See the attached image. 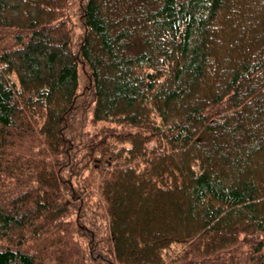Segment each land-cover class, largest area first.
Masks as SVG:
<instances>
[{
	"label": "trees",
	"instance_id": "16d2710c",
	"mask_svg": "<svg viewBox=\"0 0 264 264\" xmlns=\"http://www.w3.org/2000/svg\"><path fill=\"white\" fill-rule=\"evenodd\" d=\"M10 28L0 264H264V0H0Z\"/></svg>",
	"mask_w": 264,
	"mask_h": 264
},
{
	"label": "rangeland",
	"instance_id": "374dc122",
	"mask_svg": "<svg viewBox=\"0 0 264 264\" xmlns=\"http://www.w3.org/2000/svg\"><path fill=\"white\" fill-rule=\"evenodd\" d=\"M28 4H29V6H32L34 3L33 2H29ZM11 29H13V28H10V29H0V38L5 37L7 35L14 34L16 32V31L11 30Z\"/></svg>",
	"mask_w": 264,
	"mask_h": 264
}]
</instances>
